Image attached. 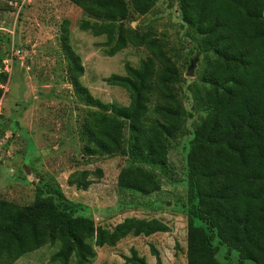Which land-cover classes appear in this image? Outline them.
I'll return each instance as SVG.
<instances>
[{"label": "trees", "instance_id": "16d2710c", "mask_svg": "<svg viewBox=\"0 0 264 264\" xmlns=\"http://www.w3.org/2000/svg\"><path fill=\"white\" fill-rule=\"evenodd\" d=\"M69 1L92 18L80 21L81 30L105 35L106 55L129 45L147 50L137 66L126 62L124 74L105 79L128 93V104L102 102L79 83L84 68L69 42V20H64L61 46L70 80L86 106L78 131L81 153L128 158L117 174L118 187L156 192L161 182L155 168L167 165L172 138L183 123L182 104L172 87L178 68L155 32L141 33L125 23L146 14L155 0ZM178 3L181 22L203 36L198 45L203 56L189 95L200 117L185 155L186 264H264V0ZM7 78L1 70L0 84ZM88 174H71L69 180L87 188ZM169 229L158 218L135 216L111 228L96 225L92 217L75 213L61 188L49 183L45 189L37 186L28 204L0 198V264H13L44 245L57 246L51 262L87 264L96 246ZM221 246L226 248L223 261L217 258ZM125 261L147 264L134 249Z\"/></svg>", "mask_w": 264, "mask_h": 264}, {"label": "rangeland", "instance_id": "374dc122", "mask_svg": "<svg viewBox=\"0 0 264 264\" xmlns=\"http://www.w3.org/2000/svg\"><path fill=\"white\" fill-rule=\"evenodd\" d=\"M66 19L70 45L84 68L79 83L102 102L128 104V93L105 79L113 73L124 74L126 62L137 66L147 55L145 48L131 45L113 56L106 55L105 35L81 30L80 21L92 18L69 0H0V63L5 64L11 52L19 51L9 66V78L0 84V198L28 204L37 186L45 189L51 183L61 188L75 213L92 217L96 225L111 228L128 216L158 218L168 224L169 231L129 235L115 246H96V256L87 264H130L125 257L131 256L133 249L147 264H157L154 250L161 264H186L187 221L182 209L187 192L185 155L187 139L200 117L189 95L203 56L198 50L203 36L181 22L178 0H155L146 14L125 21L141 33L155 32L176 63L178 73L172 87L183 112L182 128L172 138L167 165L155 168L161 188L144 195L117 185V174L128 165V158L81 153L78 131L86 106L75 92L61 46ZM194 58L192 74H188ZM262 89L264 92V80ZM81 171L89 172L87 188H78L69 180L71 174ZM56 248L44 245L13 264H60L50 261ZM225 250L221 246L219 261H223ZM232 255L236 256V251ZM244 264L254 263L247 260Z\"/></svg>", "mask_w": 264, "mask_h": 264}, {"label": "built area", "instance_id": "2783aa9c", "mask_svg": "<svg viewBox=\"0 0 264 264\" xmlns=\"http://www.w3.org/2000/svg\"><path fill=\"white\" fill-rule=\"evenodd\" d=\"M18 53H19L18 50H17L16 52H15V51L11 52V56H10V58H9L10 60H9V59H8V60H5V61H4L5 64H3L2 67H0V71H1V70H4L5 72L8 73V78H9V76H10V68H9V66H11V65H12V62H13L12 58H13L14 56H16Z\"/></svg>", "mask_w": 264, "mask_h": 264}, {"label": "water", "instance_id": "95a60500", "mask_svg": "<svg viewBox=\"0 0 264 264\" xmlns=\"http://www.w3.org/2000/svg\"><path fill=\"white\" fill-rule=\"evenodd\" d=\"M195 59H196V58L193 59V61L191 62L190 66H189V68H188V74H192L193 67H194V65H195Z\"/></svg>", "mask_w": 264, "mask_h": 264}]
</instances>
